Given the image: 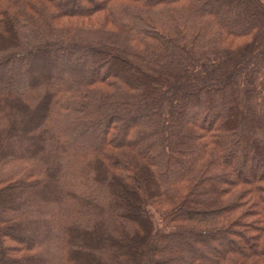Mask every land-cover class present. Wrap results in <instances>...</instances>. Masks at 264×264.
<instances>
[{
	"label": "trees",
	"instance_id": "obj_1",
	"mask_svg": "<svg viewBox=\"0 0 264 264\" xmlns=\"http://www.w3.org/2000/svg\"><path fill=\"white\" fill-rule=\"evenodd\" d=\"M0 264H264V0H0Z\"/></svg>",
	"mask_w": 264,
	"mask_h": 264
},
{
	"label": "rangeland",
	"instance_id": "obj_2",
	"mask_svg": "<svg viewBox=\"0 0 264 264\" xmlns=\"http://www.w3.org/2000/svg\"><path fill=\"white\" fill-rule=\"evenodd\" d=\"M96 248H100V247L98 246V247H96Z\"/></svg>",
	"mask_w": 264,
	"mask_h": 264
}]
</instances>
